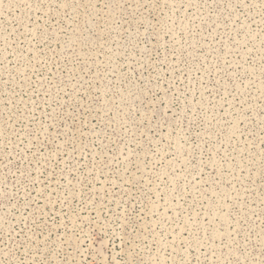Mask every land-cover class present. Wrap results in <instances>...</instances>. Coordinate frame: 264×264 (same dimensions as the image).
<instances>
[{
    "label": "rangeland",
    "instance_id": "1",
    "mask_svg": "<svg viewBox=\"0 0 264 264\" xmlns=\"http://www.w3.org/2000/svg\"><path fill=\"white\" fill-rule=\"evenodd\" d=\"M0 264H264V0H0Z\"/></svg>",
    "mask_w": 264,
    "mask_h": 264
}]
</instances>
